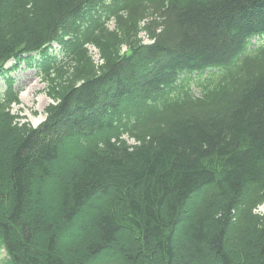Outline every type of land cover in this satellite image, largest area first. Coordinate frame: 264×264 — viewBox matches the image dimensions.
<instances>
[{"label": "trees", "instance_id": "obj_1", "mask_svg": "<svg viewBox=\"0 0 264 264\" xmlns=\"http://www.w3.org/2000/svg\"><path fill=\"white\" fill-rule=\"evenodd\" d=\"M255 37L264 0H0V264H264ZM21 64L36 127L10 112Z\"/></svg>", "mask_w": 264, "mask_h": 264}, {"label": "rangeland", "instance_id": "obj_2", "mask_svg": "<svg viewBox=\"0 0 264 264\" xmlns=\"http://www.w3.org/2000/svg\"><path fill=\"white\" fill-rule=\"evenodd\" d=\"M109 28H113V23L108 24ZM143 36V34H141ZM92 53L91 56L95 62H98V55L93 50V48L89 49ZM13 66V63L7 64V68L9 66ZM11 76L15 80L14 87L18 88L20 91L19 95V104L12 105L11 106V113L18 117L16 118V121L19 123H24L29 126L35 127L40 122H42L46 116L45 109L48 107V105L51 103V99L49 97L48 93V86L46 82H42L35 74L34 70L26 68L25 64H21L16 70H14L11 74ZM0 86H2V83L0 81ZM101 97L99 98V100ZM98 105H101V103H98ZM126 106L125 102H121L118 107L115 108V112L118 115L120 111H122L123 107ZM98 109H101V106L96 108V111ZM95 111V110H94ZM112 115L111 113H109ZM104 120V123H106V118H102ZM83 130V128H81ZM77 129L72 130L73 134ZM66 136V135H65ZM74 136V135H73ZM67 145L62 146V150L64 152V159H67L70 161V154L74 152L73 146L75 145V138L70 140V137L67 136ZM128 144H132V141H129ZM80 147L83 145L78 143ZM61 161L58 164L57 171L60 170L65 173V171L68 170V165L66 161ZM68 166V167H67ZM52 184L46 185V194L47 198H52V190H51ZM203 197V194H202ZM50 201V200H49ZM259 211V210H258ZM257 214V213H256ZM5 258L4 253L0 252V261H2ZM107 259L104 258L102 261H106Z\"/></svg>", "mask_w": 264, "mask_h": 264}, {"label": "bare ground", "instance_id": "obj_3", "mask_svg": "<svg viewBox=\"0 0 264 264\" xmlns=\"http://www.w3.org/2000/svg\"><path fill=\"white\" fill-rule=\"evenodd\" d=\"M52 45V44H51Z\"/></svg>", "mask_w": 264, "mask_h": 264}]
</instances>
